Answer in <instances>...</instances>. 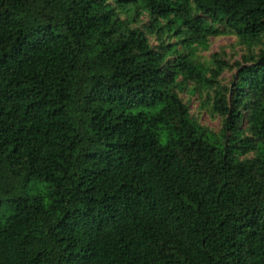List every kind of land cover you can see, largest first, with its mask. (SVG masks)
Instances as JSON below:
<instances>
[{"label": "trees", "instance_id": "16d2710c", "mask_svg": "<svg viewBox=\"0 0 264 264\" xmlns=\"http://www.w3.org/2000/svg\"><path fill=\"white\" fill-rule=\"evenodd\" d=\"M0 264H264V0H0Z\"/></svg>", "mask_w": 264, "mask_h": 264}, {"label": "rangeland", "instance_id": "374dc122", "mask_svg": "<svg viewBox=\"0 0 264 264\" xmlns=\"http://www.w3.org/2000/svg\"><path fill=\"white\" fill-rule=\"evenodd\" d=\"M124 17V14H120ZM147 23V14L145 12H141L137 19L132 22L133 26L141 27ZM149 41L151 44H156V40L154 35H149ZM165 41H169L170 43L174 42V38H164ZM253 51H255L256 47ZM251 49V48H250ZM248 47L244 43H241L235 36L231 34H223L217 36H210L207 38V46L206 48H197L193 52V58L207 64L211 54L216 53L218 57L227 62L229 65L233 64L235 61H240L242 55L247 53ZM234 72L233 69H223L218 79L221 84H226L232 77ZM179 79V78H178ZM193 84H188L186 86V90L180 93L182 99L187 102V107L191 116L196 120L198 124L208 129L214 134H218L221 128V117L217 114H214L210 111V105L205 98L204 90H195L190 91V88ZM252 154L248 153L245 156L250 157ZM42 185L40 183H31V188L41 189ZM1 210H5V205H2Z\"/></svg>", "mask_w": 264, "mask_h": 264}]
</instances>
